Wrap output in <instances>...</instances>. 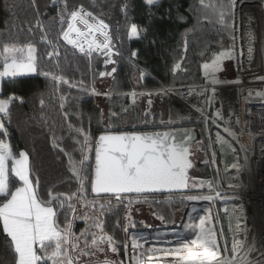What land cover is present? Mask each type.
I'll return each mask as SVG.
<instances>
[{
  "label": "trees",
  "instance_id": "obj_1",
  "mask_svg": "<svg viewBox=\"0 0 264 264\" xmlns=\"http://www.w3.org/2000/svg\"><path fill=\"white\" fill-rule=\"evenodd\" d=\"M66 4L67 13L72 7L82 5L103 20L109 26L110 45L117 51V55L94 56L87 60L63 40L62 30L67 28L64 0H56L55 3L53 0H0V46L13 42L35 46L38 71L62 76L79 88L61 84L57 91L50 79L38 74L1 81L0 97L15 99L9 105L10 117L3 120L7 136L0 133V140L6 141L14 154L19 151L28 153L30 178L34 183L35 178H39V193L44 199L48 198L49 190L54 194L71 195L77 193L79 188L68 170V157L59 150L62 147L65 152L80 159V153L74 151L78 147L75 140H82L83 137H77L75 132H71L69 123L88 131L93 145L98 136L106 132H153L191 126L192 122L188 121H182L179 125L161 126L159 114H151L147 106L141 107V94L137 93L133 97V94L128 93L143 91L155 94L164 88L200 85L203 76L200 62L206 57L202 53L199 57L196 0H157L152 5H148L146 0H66ZM61 15L65 19L63 25L60 23ZM37 19L43 31L36 26ZM229 21L227 26H231L233 15ZM132 25L137 26L136 36H130ZM45 35L47 40L42 39ZM225 43L226 52H231L228 60L234 50L233 32L231 37L225 39ZM54 50L59 52V56L54 55L49 59L48 53ZM176 64L180 65L178 69L175 68ZM235 68V75L238 76L237 63ZM101 72H104L102 77L99 76ZM101 84L106 88L102 89ZM88 90L101 95L85 92ZM102 98L105 103L100 106L97 102ZM41 100L44 101L43 106ZM61 103L64 104L63 109ZM64 113L69 114L67 120ZM195 126L201 137L205 138L204 127L198 123ZM54 138L59 147H53ZM89 157L90 164L94 166V151ZM10 179L13 180L11 187L14 190L19 182L11 174ZM172 195L175 194L136 196L141 199L131 210L130 206L123 204V200L133 196H122L119 201L113 196L97 197L92 195L90 183L86 182L84 199L73 198L66 202L58 216V223L64 227L67 216V220L74 225L75 235L79 236L87 225L83 219H75L74 216H83L87 212L92 217L88 225L98 220L103 224L104 231L118 242L119 254L110 252L104 260L107 258L115 264H125L124 242L128 232H138L145 228L143 223L146 221L159 230L174 226L183 204L163 200ZM155 198L158 201L154 202ZM85 199L89 203L95 201L97 207L86 209ZM67 203L75 206L74 214L67 211ZM99 204H103L104 208H99ZM142 216L146 217V221H141ZM128 217L135 227H128L125 232ZM89 231L98 233L99 230L89 228ZM80 249L92 251L91 245L84 248L83 237L80 238ZM11 251L9 238L3 233L0 224V264H15ZM75 253L71 255L77 257ZM88 257L91 258L90 264H101L103 261L99 255Z\"/></svg>",
  "mask_w": 264,
  "mask_h": 264
},
{
  "label": "snow or ice",
  "instance_id": "obj_2",
  "mask_svg": "<svg viewBox=\"0 0 264 264\" xmlns=\"http://www.w3.org/2000/svg\"><path fill=\"white\" fill-rule=\"evenodd\" d=\"M55 2L56 0H53V3ZM64 2L65 13H67L66 0ZM156 2L157 0H146L148 5ZM200 4L203 7H214V5L207 4L205 0H200ZM236 5L237 0H229V8L232 12ZM231 14L229 13V15ZM67 15L69 16L67 28L62 30V38L67 44L89 57L98 49H102L109 56L111 55L109 26L103 20L93 16L82 5ZM225 16V12L221 11L219 21L221 24L226 23ZM89 17L94 23L89 22ZM64 22V15H61L60 23L63 25ZM77 22L82 24L87 31H82L77 27ZM36 26L43 31L39 19L36 21ZM73 33L76 38H73ZM92 33L102 35L103 41L98 43L95 38L89 40L88 37ZM136 35H138L137 26L132 25L130 36ZM42 39L47 40V36L45 35ZM36 51L35 46L31 44L18 45L13 42L0 46V81L5 78L38 74L43 75L45 79H50L57 91L61 84H67L69 87L75 86L62 76L38 71ZM251 51L252 49L249 48L250 53ZM54 55L59 56V52L57 50L49 52V59ZM133 55L135 56V53ZM230 56V51L222 52L215 57L211 65H203L206 76L211 74L213 83L216 82L214 74L221 70L220 62ZM179 67V64L175 65L176 69ZM133 97H135V93H133ZM13 99L15 98L0 99V133H3L4 136H7V130L3 120L10 117L9 105ZM61 99L63 100V97ZM43 103L44 101L41 100L42 106ZM60 107L63 109L64 104L61 103ZM68 115V113H64L65 120L68 119ZM112 115L116 114L112 113ZM68 128L71 132H75L77 137H83L82 140L79 138L75 140L78 147L74 151L80 153L79 160L71 153L65 152L62 147L59 149L68 157V170L79 185L77 193L71 195L54 194L49 190L48 198H42L39 193V178H35V183L30 178L28 153L19 151L18 154H14L9 144L0 140V224H2L3 233L9 238L15 256V264H48L49 261L51 264H78V260L70 253L80 250V255L92 256L96 252L104 253L105 245L108 251L119 254L118 242L112 235L104 231L101 222L94 220L91 225H88V221L92 220V217L87 212L83 216H74L75 219H83L87 225L79 236L75 235L74 225L67 220V216H65L64 227L58 223V216L66 202L73 198L84 199L86 182L90 183L91 192L97 197L102 193L110 194L117 201L121 200L123 198L121 194L125 193L143 194L187 188V169L192 165L188 159V147L183 139H178L169 133L148 135L106 132L99 135L93 145L90 133L83 127H75L69 123ZM217 140L223 143L219 137ZM53 147H59L55 138ZM93 151L94 166L89 162V154ZM9 161H11L10 168ZM231 167L238 172L241 169L239 163H233ZM10 174L19 182V186H15L14 190L11 187L13 180L10 179ZM209 187L211 190V185ZM228 187H238V185L229 184ZM215 196H221V192L215 191ZM188 198L212 200L214 197L190 196ZM84 207L93 210L97 204L95 201L89 203L85 199ZM99 208L103 209L104 205L99 204ZM67 211L74 214L75 206L72 203H67ZM158 218L163 219V217ZM127 219L129 223L124 226L125 232L128 227H135L131 218ZM205 224L206 220L201 219L199 231L190 239L181 238L179 233L174 234L180 241L178 246L152 247L145 252H140L135 264H158L157 257L160 255L171 257V259H165L162 264H264V251L253 260L251 256L257 250L255 246L245 248L244 243L238 239H234L232 242L231 257L221 258L216 232L211 227H205ZM89 228L99 231L98 233L90 232ZM81 237H83L84 248H88L90 244L92 251L80 249ZM89 237H91L90 241ZM139 239L144 238L141 236ZM138 246L142 245H138L134 240L133 249ZM124 248L127 251L128 246L124 245ZM101 264H115V262L106 258Z\"/></svg>",
  "mask_w": 264,
  "mask_h": 264
},
{
  "label": "rangeland",
  "instance_id": "obj_3",
  "mask_svg": "<svg viewBox=\"0 0 264 264\" xmlns=\"http://www.w3.org/2000/svg\"><path fill=\"white\" fill-rule=\"evenodd\" d=\"M205 2L214 5V7H203L200 4V0H196L199 57L200 53L206 57L203 62H200L199 58L201 71L203 72L201 83L200 85L193 86H200L201 88L219 86L220 88L228 84V86H240L239 88L247 87L248 90L253 91L255 90L254 88H257L256 94L252 92L256 96L249 98V101L257 103L255 101L264 100L262 97L264 95V0H237L234 12L229 8V0H205ZM221 11L226 14L225 24L219 22ZM229 13L233 14L229 15ZM232 15L234 17L231 23L232 27L230 25L227 26L228 23L230 24L229 17ZM232 32L236 36L232 57L228 60L226 57L220 62L221 70L214 74L217 77V81L213 83L211 81V74L206 76L203 65H211L217 55L226 52L225 39L231 37ZM249 48L252 49L251 53L249 52ZM236 63L238 76L235 75ZM251 64L255 67V71L251 72L250 75L245 70H250ZM106 84L104 82V85L108 87ZM104 85L101 84L102 89L106 88ZM140 94L139 102L141 107L147 106L151 114H159L161 126L162 124L163 126L175 123L176 125L181 124L183 120L172 112L170 113L164 106L162 103L163 96L160 93L155 92V94L149 95V93L146 94V92L142 91ZM205 96L206 109L210 112L212 95L211 93H207ZM0 99L5 98L0 97ZM97 103L103 106L105 100L103 98L99 99ZM230 107L232 108L233 106ZM234 112H230V116L227 117L223 124L209 115L207 118L203 116L199 122H192L191 126L187 127L197 130L195 125L198 123L206 131L204 134L205 138L201 137L198 142L188 148V158L195 163V167L189 174L188 191L170 197L167 196L163 199L173 200L175 203L182 202L183 209L180 211L179 218L174 226L164 230L153 228V224H148L145 216L141 217V221H146V223H143L145 228H142L138 232H128L127 238L132 245L134 240L138 245L144 240H148V243L144 249H138L133 252V264H135L138 254L145 252L149 248L178 246L180 241L174 235L176 233H179L181 238H193L195 233L199 231L201 219L206 220L205 227H211L216 232L221 258L231 257L230 249L234 239L241 240L245 248L255 246L257 250L252 253L251 259L253 260L264 251V240L259 239V233L256 229H250L249 216L251 212H241L240 204L237 201L239 196L247 193L251 179L250 149L244 148L240 138L246 137V139H249L251 137L249 134L254 131L249 130L248 136H244L247 133H243V131H240L238 134V128L243 124V119L240 116L234 115ZM232 127L234 129H232V132H229L228 129L231 130ZM218 137L223 140V143L218 142ZM233 163L241 165L239 172L231 167ZM10 165L11 161H9V167ZM229 184L238 185V187L229 188ZM217 190L221 192V196L219 197L215 196V191ZM190 196H213L214 198L212 200L203 198L189 199L188 197ZM133 197L123 200V204L130 206L131 210L137 206L135 203L141 199L136 196ZM155 201H158V198H155ZM152 213L154 212L152 211ZM141 236L144 239H139ZM137 248H140V246ZM11 252L14 256L13 251ZM76 253L78 256L75 257L74 255L73 257L78 260V264H90V257L80 255L79 250ZM109 253L110 251L107 250L105 245L104 253L96 252L95 256L99 255L104 260ZM158 258L171 259V257H163L162 255L158 256Z\"/></svg>",
  "mask_w": 264,
  "mask_h": 264
},
{
  "label": "built area",
  "instance_id": "obj_4",
  "mask_svg": "<svg viewBox=\"0 0 264 264\" xmlns=\"http://www.w3.org/2000/svg\"><path fill=\"white\" fill-rule=\"evenodd\" d=\"M77 8H79V6L72 7L68 13H70L72 10L77 9ZM84 9L86 11H88L86 8H84ZM93 16H95V15H93ZM96 18H98V17H96ZM68 19H69V16L67 15V21H68ZM88 19H89L90 23H94V21L92 20L91 17H89ZM77 27L81 28L82 31H87V29H85L84 26L82 24H79L78 22H77ZM108 32H109V28H108ZM73 38H76L75 33H73ZM93 38H95L98 43L102 42L104 39L103 36L100 35L99 33H92L88 37L89 40H91ZM110 47H111V45H110ZM111 49H112L111 55H117V51H115L113 47H111ZM74 50L79 55H81L83 58H85L87 60H91L94 56L104 57V56L108 55L102 49H98V50L94 51L92 53L91 57L80 53L79 50L76 48H74ZM101 73H104V72H101ZM101 73L99 74L100 77L103 76V75H101ZM5 79H8V78H5ZM74 88L79 89L78 87H74ZM203 88H201L200 86H193L192 85V86H185V87L164 88V89L158 90L156 92L160 93L163 96V102L162 103L170 111V113L172 112L173 114L177 115L178 118L182 119L183 121L199 122L200 119L203 118V116L201 114L196 118V120H191L190 118L187 117L188 115H180V112L187 113L191 109H196L197 106H200V107L202 106L204 109H206V96L205 95L200 96L201 93H199V94L195 95L196 96L195 98H191V94H194L195 92H198V91L200 92L201 89H203ZM234 89L235 90H232L231 92L230 91L229 92H227V91L222 92V90L220 91L221 92V95H220L221 99H225V101L222 103L223 108L228 105V102H232L234 104V106L232 108L229 106L226 108L225 121H226L227 117L230 116V112L235 111L234 115L240 116L243 119V124L241 126H239L238 129L244 127L243 133H248L249 130L251 128H253L255 125H257V123L260 120L261 112L259 111L260 110L259 108L262 107V111H263L264 100L255 101L257 103H252L249 101V98L255 97L256 93L253 94L252 92H248L247 87L239 88V86H236V88H234ZM85 92H87L91 95H95V96L101 95V94L93 92L92 90H88ZM133 93L139 94L141 92L132 91L128 94H133ZM217 95H218V93H217ZM174 103H177L179 105V107L181 109L180 111L177 110L178 109L177 106L173 105ZM246 118H247V120H245ZM230 127H231V125H230ZM232 129H234V127H232L231 130L228 129V131L232 132ZM238 134H239V131H238ZM234 139L236 140V138H234ZM127 235L125 237V242H124V245L128 246L127 251H125V248H124L125 264H133L132 263L133 252L135 250H138V249H144L145 245L148 243V240L142 241V243L140 244L142 246H140V248L133 249L131 242L127 238ZM164 260L165 259H161V258L157 257L158 264H162V262Z\"/></svg>",
  "mask_w": 264,
  "mask_h": 264
},
{
  "label": "bare ground",
  "instance_id": "obj_5",
  "mask_svg": "<svg viewBox=\"0 0 264 264\" xmlns=\"http://www.w3.org/2000/svg\"><path fill=\"white\" fill-rule=\"evenodd\" d=\"M234 43H235V36H234ZM250 70H245L246 73H250L255 71V67L250 65ZM236 74V68H235ZM245 84V83H244ZM240 87V86H239ZM234 86H215L212 88L204 87L199 92H195L191 94V98H195L197 94L201 93L200 96L205 95L207 93H211L212 100L211 101V110L210 112L207 109H204L202 106H197L196 109H191L187 113L180 112V115H188L187 117L191 120H196V118L201 114L204 117H208L209 115L212 116L215 120L220 123L225 122L226 118V108L229 106H234L232 102H228L226 107H222V103L225 99H221V90L222 92H231L235 90ZM228 89V90H227ZM255 90H248V92H255ZM247 92V93H248ZM218 93V95H217ZM248 95V94H247ZM210 96V95H209ZM193 100V99H192ZM176 101V100H175ZM177 106V110H181L177 103L173 104ZM261 112V117L257 125H255L250 130H253V133H250L249 139L246 137L240 138L243 142L244 148L250 149V184L247 188V193H243L241 196L238 197L237 201L240 204V211L241 212H251L249 219H250V229H256L259 233V239L264 240V108L262 111V107L259 108ZM183 113V114H182ZM182 120V119H181ZM220 130V129H219ZM243 128L239 129L243 131ZM259 131V132H258ZM262 132V133H260ZM244 136H248V133ZM229 137V136H228ZM242 145V143H241ZM245 216V215H244ZM246 221V220H245ZM249 229V228H248ZM255 231V230H254Z\"/></svg>",
  "mask_w": 264,
  "mask_h": 264
},
{
  "label": "water",
  "instance_id": "obj_6",
  "mask_svg": "<svg viewBox=\"0 0 264 264\" xmlns=\"http://www.w3.org/2000/svg\"><path fill=\"white\" fill-rule=\"evenodd\" d=\"M122 133H136V134H164V133H169L172 136L177 137L178 139H183L189 148L191 145L195 144L198 142L201 138L200 133L197 130H194L192 128H182V129H163V130H157L153 132H122ZM112 134H121V133H112ZM99 137V136H98ZM189 159V158H188ZM191 167L187 169V188L183 189H173L171 191H158V192H150V193H143V194H136V193H125L121 194L122 196H140V195H149V194H156V193H164V194H180V193H185L188 191V180H189V174L190 171L195 167V163L190 160ZM92 193V192H91ZM92 195L96 196L95 194L92 193ZM99 196H111L110 194H100ZM114 197V196H113Z\"/></svg>",
  "mask_w": 264,
  "mask_h": 264
},
{
  "label": "crops",
  "instance_id": "obj_7",
  "mask_svg": "<svg viewBox=\"0 0 264 264\" xmlns=\"http://www.w3.org/2000/svg\"><path fill=\"white\" fill-rule=\"evenodd\" d=\"M234 18V17H233ZM31 75V74H30ZM25 76H27V75H25Z\"/></svg>",
  "mask_w": 264,
  "mask_h": 264
}]
</instances>
